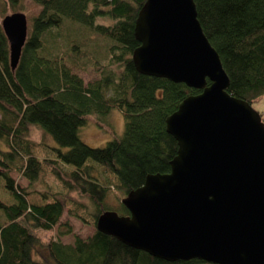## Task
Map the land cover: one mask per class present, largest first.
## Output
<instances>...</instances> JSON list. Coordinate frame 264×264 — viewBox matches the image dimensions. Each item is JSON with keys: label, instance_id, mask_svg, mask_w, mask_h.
<instances>
[{"label": "trees", "instance_id": "obj_1", "mask_svg": "<svg viewBox=\"0 0 264 264\" xmlns=\"http://www.w3.org/2000/svg\"><path fill=\"white\" fill-rule=\"evenodd\" d=\"M24 1L0 0V14L23 12ZM28 1L37 12L27 20L14 70L0 26V264H212L167 262L97 230L74 237L72 244L61 242L59 237L71 232L68 222H60L66 211L95 225L109 210L110 193L121 199L147 174L169 172L177 143L165 131V119L199 91L134 69L133 27L144 0ZM193 2L228 77V94L257 102L264 97V0ZM72 66L83 71L91 66L101 70L100 77L85 85ZM112 109L124 118L120 135L100 118ZM94 115L96 126L112 136L102 147L88 146L78 136ZM32 126L58 146L50 148L51 156L37 155L28 139ZM11 173L30 184L49 174L57 184L44 193L29 191ZM118 204V213L128 215ZM54 228L59 236L47 241L36 232Z\"/></svg>", "mask_w": 264, "mask_h": 264}, {"label": "water", "instance_id": "obj_2", "mask_svg": "<svg viewBox=\"0 0 264 264\" xmlns=\"http://www.w3.org/2000/svg\"><path fill=\"white\" fill-rule=\"evenodd\" d=\"M0 26L17 66L28 24L6 14ZM136 72L198 90L165 119L177 143L166 174H147L95 230L167 261L264 264V123L228 94V77L204 35L193 0H144L133 27ZM209 82V83H207Z\"/></svg>", "mask_w": 264, "mask_h": 264}, {"label": "rangeland", "instance_id": "obj_3", "mask_svg": "<svg viewBox=\"0 0 264 264\" xmlns=\"http://www.w3.org/2000/svg\"><path fill=\"white\" fill-rule=\"evenodd\" d=\"M23 5H24L25 10L22 13H24L26 15L27 20H29L31 16H33L37 12V9L35 5L30 3L28 0H25ZM8 14L10 13L8 12ZM2 17L3 16L0 14V20ZM71 71L73 72V74L80 77L85 85L93 82L94 80L99 79L100 73H101V70L99 71L95 70L91 66H88V68L85 71L72 66ZM251 106L255 111L264 115V97H262L257 102L252 103ZM100 118H101L102 124H104L105 126H110L116 135L122 134L124 130V118L118 109H112L106 117L100 116ZM95 119H96L95 115L91 116L90 121H88L86 125L81 126L78 129V136L80 140L83 143L87 144L88 146L102 147L106 144V142L109 139L112 138V136L110 133L104 131V129L97 127ZM28 139L36 144L35 151L40 158L51 156L50 148L58 147L54 143V141L42 131L41 128L36 127V126H32L30 128ZM0 148L4 149L3 146H0ZM10 176L19 185V187L29 190V191H38L40 193H44L45 191H47L50 184H57L56 181L53 179V177H51L49 174L48 175L45 174L37 182H34L32 184H30L29 181L23 178L21 175H18L16 173H11ZM72 196L75 199H77V201L86 202L85 199L80 200L79 198H77V195L75 193H73ZM119 198L120 197L117 196L115 192L110 193V195L108 196L107 202H106L109 210L116 211L117 213L120 212L118 201L120 202L123 197H121V199ZM60 222L61 223L68 222L69 225L71 226V232L69 234H64L59 237L61 242L65 244H72L74 241V237L76 236H79L81 238H86L89 235H91L93 231L95 230L93 223L90 222V223L84 224L82 223L81 220H78L74 216L69 215V213L67 214V211L62 216ZM36 232H37V235H39L40 238L44 241H47L51 238H56L57 236H59L55 228L47 232L46 231H36Z\"/></svg>", "mask_w": 264, "mask_h": 264}]
</instances>
